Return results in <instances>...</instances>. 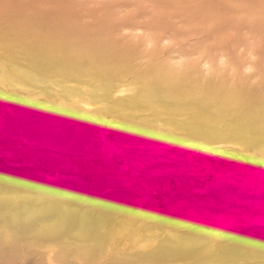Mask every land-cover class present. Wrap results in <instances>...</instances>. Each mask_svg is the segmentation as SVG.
<instances>
[{
    "label": "rangeland",
    "instance_id": "1",
    "mask_svg": "<svg viewBox=\"0 0 264 264\" xmlns=\"http://www.w3.org/2000/svg\"><path fill=\"white\" fill-rule=\"evenodd\" d=\"M0 264H264V0H0Z\"/></svg>",
    "mask_w": 264,
    "mask_h": 264
}]
</instances>
